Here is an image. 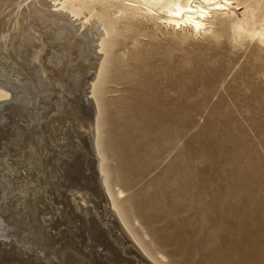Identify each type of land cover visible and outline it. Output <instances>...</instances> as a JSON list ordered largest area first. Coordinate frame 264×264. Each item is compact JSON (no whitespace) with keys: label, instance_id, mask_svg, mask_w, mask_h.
Returning a JSON list of instances; mask_svg holds the SVG:
<instances>
[{"label":"rangeland","instance_id":"obj_1","mask_svg":"<svg viewBox=\"0 0 264 264\" xmlns=\"http://www.w3.org/2000/svg\"><path fill=\"white\" fill-rule=\"evenodd\" d=\"M136 25L120 37L106 94L105 143L115 190L124 191L119 204L165 264H264V85L256 80L261 68L252 70L262 65L255 42L238 49L228 34L217 40L212 31L195 36L155 21ZM25 106L2 110L0 145L33 131V105ZM65 149L42 151L39 168L21 172L38 180L41 199V212L23 235L33 238V230L49 237L43 245L28 239L33 250L0 244V251L24 253L25 264H47L44 256L56 264H84L79 257L85 252L91 264H113L97 247L85 248L76 226L83 214L77 211V219L68 221V200L50 191L52 183L62 184L65 193L81 186L78 171L72 179L62 169L54 175L49 169L54 158L65 159ZM56 214L62 215L59 224ZM122 255L138 263L135 255Z\"/></svg>","mask_w":264,"mask_h":264},{"label":"bare ground","instance_id":"obj_2","mask_svg":"<svg viewBox=\"0 0 264 264\" xmlns=\"http://www.w3.org/2000/svg\"><path fill=\"white\" fill-rule=\"evenodd\" d=\"M142 20L195 36L212 31L217 40L228 34L238 49L255 42V56L262 65L252 70L257 73L261 68L263 76L256 80L264 85V0H0V121L4 108L20 112L24 103L26 108L33 105L35 111L29 112L36 123L30 134H18L0 145V244L27 251L35 248L29 240L41 245L49 237L33 230V238L23 235L41 212V199L38 180L24 178L21 172L29 166L39 168L42 151L66 145L65 153L61 151L65 159L53 157L49 169L53 175L62 169L72 179L78 171L81 186L76 191L67 189L68 193L61 190L62 184L51 182L49 188L68 200V221L77 219V211L83 214L76 226L85 248L97 247L104 252L101 257L107 256L113 264H136L122 252L135 255L140 264H165L119 204L118 196L124 191L115 190L105 143L106 94L116 66V48L129 26ZM36 103L40 105L35 107ZM9 156L18 159L9 161ZM15 179H19L16 185ZM59 216L62 219L57 215L56 224ZM55 218L52 215L46 222ZM85 221L90 222L89 228ZM36 248H40L36 259L41 261L45 252L41 246ZM0 253L1 264H25L22 252L21 257L11 249ZM88 253L79 257L84 264H91ZM44 259L55 263L53 258Z\"/></svg>","mask_w":264,"mask_h":264}]
</instances>
